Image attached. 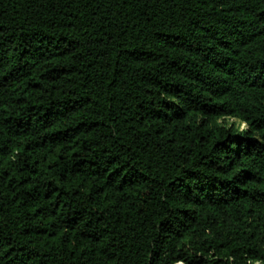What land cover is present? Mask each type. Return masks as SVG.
Listing matches in <instances>:
<instances>
[{
  "label": "trees",
  "instance_id": "obj_1",
  "mask_svg": "<svg viewBox=\"0 0 264 264\" xmlns=\"http://www.w3.org/2000/svg\"><path fill=\"white\" fill-rule=\"evenodd\" d=\"M264 264V0H0V264Z\"/></svg>",
  "mask_w": 264,
  "mask_h": 264
},
{
  "label": "rangeland",
  "instance_id": "obj_2",
  "mask_svg": "<svg viewBox=\"0 0 264 264\" xmlns=\"http://www.w3.org/2000/svg\"><path fill=\"white\" fill-rule=\"evenodd\" d=\"M179 264V263H178Z\"/></svg>",
  "mask_w": 264,
  "mask_h": 264
}]
</instances>
